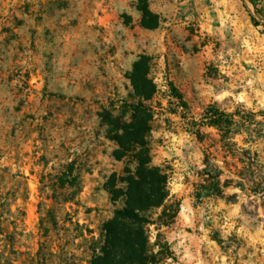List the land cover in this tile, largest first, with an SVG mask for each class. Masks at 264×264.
I'll return each mask as SVG.
<instances>
[{
  "label": "rangeland",
  "instance_id": "1",
  "mask_svg": "<svg viewBox=\"0 0 264 264\" xmlns=\"http://www.w3.org/2000/svg\"><path fill=\"white\" fill-rule=\"evenodd\" d=\"M148 1L154 29L139 0H0V264H88L99 249L122 206L105 183L125 167L101 113L137 101L140 55L152 163L169 174L147 212L155 264H264V0ZM210 106L234 124L209 125ZM69 165L78 185L62 187Z\"/></svg>",
  "mask_w": 264,
  "mask_h": 264
},
{
  "label": "trees",
  "instance_id": "2",
  "mask_svg": "<svg viewBox=\"0 0 264 264\" xmlns=\"http://www.w3.org/2000/svg\"><path fill=\"white\" fill-rule=\"evenodd\" d=\"M138 10L142 13L143 27L154 29L159 26V16L150 10L148 0H139ZM149 62L147 55H140L129 74L137 101H123L119 116H114L111 111L101 113L102 122L107 126V137L117 143L113 156L116 160L125 161L123 173H112L105 183L111 200L116 202L121 199L122 206L103 223L101 244L88 264H155L159 261L162 250L155 252L151 245L148 226L155 222L147 212L163 206L170 196V189L169 174L163 167L152 163L148 142L154 110L147 101L156 93L155 83L149 77ZM128 114L130 116L126 119ZM203 119L209 125L224 130L234 124L233 116L213 106L206 109ZM205 174L211 180L205 193H220V173L211 175L206 169ZM60 179L62 187L78 185V176L74 175L71 165ZM175 213L168 214V209L164 210L158 222L173 220Z\"/></svg>",
  "mask_w": 264,
  "mask_h": 264
}]
</instances>
